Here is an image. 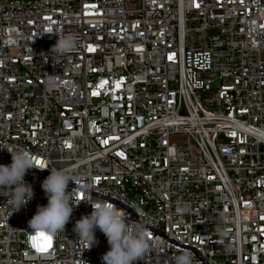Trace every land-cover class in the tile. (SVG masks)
Wrapping results in <instances>:
<instances>
[{"label":"built area","instance_id":"2783aa9c","mask_svg":"<svg viewBox=\"0 0 264 264\" xmlns=\"http://www.w3.org/2000/svg\"><path fill=\"white\" fill-rule=\"evenodd\" d=\"M18 150L34 196L14 212L0 192V264H104L106 236L73 230L87 200L30 243L54 169L146 227L136 264H264V0H0V164Z\"/></svg>","mask_w":264,"mask_h":264},{"label":"clouds","instance_id":"9594fccd","mask_svg":"<svg viewBox=\"0 0 264 264\" xmlns=\"http://www.w3.org/2000/svg\"><path fill=\"white\" fill-rule=\"evenodd\" d=\"M75 48V38L67 35L57 38L51 51L57 56H63L73 52ZM10 154L11 164H0V192L7 197L6 203L17 212L34 196L31 185L25 183L24 177L29 169L38 167L34 156L27 150H18ZM69 181L74 182V178L63 169L50 170V175L43 181L42 188L48 203L46 206H38L36 214L28 222L32 229V232L28 233L32 245L33 238L41 234L52 239L58 233L64 232L73 210L82 201L87 200L93 210L77 220L73 230L79 242L88 246L87 249L97 242L95 237L97 228L106 236L110 249L102 256L104 264H136L149 252L155 242L149 240L144 225L130 222L125 211L118 209L110 201L97 199V202L92 203L89 199L92 192L89 186L74 182L76 187L69 191ZM81 193L85 194L83 198ZM225 235V232L219 233L220 243H223ZM227 250H232L231 245L227 246ZM169 264L199 262L191 250L185 249L180 254L173 255Z\"/></svg>","mask_w":264,"mask_h":264},{"label":"snow or ice","instance_id":"6c2138e0","mask_svg":"<svg viewBox=\"0 0 264 264\" xmlns=\"http://www.w3.org/2000/svg\"><path fill=\"white\" fill-rule=\"evenodd\" d=\"M33 240H34L33 247L36 248L37 251H41V252L47 251L48 247L51 244V237H44L43 234H41L39 237H34ZM38 241H43L44 243L41 244L38 243Z\"/></svg>","mask_w":264,"mask_h":264}]
</instances>
